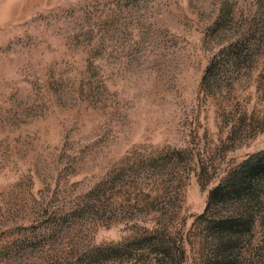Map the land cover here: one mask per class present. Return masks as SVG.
I'll return each instance as SVG.
<instances>
[{
  "label": "rangeland",
  "instance_id": "374dc122",
  "mask_svg": "<svg viewBox=\"0 0 264 264\" xmlns=\"http://www.w3.org/2000/svg\"><path fill=\"white\" fill-rule=\"evenodd\" d=\"M0 264H264V0H0Z\"/></svg>",
  "mask_w": 264,
  "mask_h": 264
},
{
  "label": "trees",
  "instance_id": "16d2710c",
  "mask_svg": "<svg viewBox=\"0 0 264 264\" xmlns=\"http://www.w3.org/2000/svg\"><path fill=\"white\" fill-rule=\"evenodd\" d=\"M253 171H254V170H253ZM253 171H252V172H253Z\"/></svg>",
  "mask_w": 264,
  "mask_h": 264
}]
</instances>
